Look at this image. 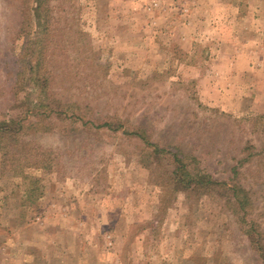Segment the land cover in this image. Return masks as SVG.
<instances>
[{
	"label": "rangeland",
	"instance_id": "rangeland-1",
	"mask_svg": "<svg viewBox=\"0 0 264 264\" xmlns=\"http://www.w3.org/2000/svg\"><path fill=\"white\" fill-rule=\"evenodd\" d=\"M37 1L0 0V264H263L264 0Z\"/></svg>",
	"mask_w": 264,
	"mask_h": 264
},
{
	"label": "trees",
	"instance_id": "trees-1",
	"mask_svg": "<svg viewBox=\"0 0 264 264\" xmlns=\"http://www.w3.org/2000/svg\"><path fill=\"white\" fill-rule=\"evenodd\" d=\"M38 4V11H41L42 4L41 1H37ZM41 15V12H40ZM40 18V17H39ZM44 15L42 16V19L44 21ZM43 24L39 23V27H42ZM12 123V122H11ZM11 123H0V130L3 132H6L8 130V127H11ZM6 128V129H5ZM135 134V133H132ZM139 136V138L145 140L147 143V146H153L148 142V139H146L145 135H141L140 133L135 134ZM174 156L175 165H178L176 169L174 170V176H173V182H174V188L177 191L181 192H191V193H199V194H207L208 192L214 190L215 188L221 187L226 188L230 193L232 194L234 200L237 202V205L239 209L246 213L252 209V202L251 198L248 194V192L237 186V185H228L227 183H219L215 181L210 175L204 174L201 172L193 173L186 166L187 164L178 157V155ZM252 226L250 229L245 231V234L252 246V248L259 254V257L262 260V263L264 264V245L262 244L261 235L258 234L257 230L254 228L253 223H251Z\"/></svg>",
	"mask_w": 264,
	"mask_h": 264
}]
</instances>
